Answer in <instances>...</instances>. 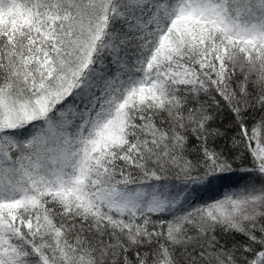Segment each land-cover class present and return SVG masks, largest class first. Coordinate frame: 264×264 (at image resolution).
<instances>
[{
	"label": "snow or ice",
	"instance_id": "6c2138e0",
	"mask_svg": "<svg viewBox=\"0 0 264 264\" xmlns=\"http://www.w3.org/2000/svg\"><path fill=\"white\" fill-rule=\"evenodd\" d=\"M0 264H264V0H0Z\"/></svg>",
	"mask_w": 264,
	"mask_h": 264
},
{
	"label": "trees",
	"instance_id": "16d2710c",
	"mask_svg": "<svg viewBox=\"0 0 264 264\" xmlns=\"http://www.w3.org/2000/svg\"><path fill=\"white\" fill-rule=\"evenodd\" d=\"M216 123L218 124V125H220L221 127H226V126H228V124H229V119H228V117L227 116H225V117H221L220 119H218L217 121H216ZM233 133L232 132H229V136H231ZM218 143L222 146V147H225V150H227L229 147H230V142H226L225 140H222V141H218ZM247 161L245 160V163H246Z\"/></svg>",
	"mask_w": 264,
	"mask_h": 264
}]
</instances>
